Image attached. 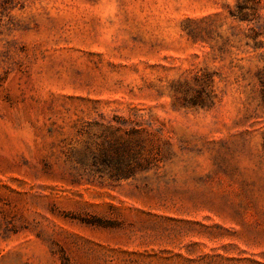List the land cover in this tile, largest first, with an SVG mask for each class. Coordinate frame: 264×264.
Wrapping results in <instances>:
<instances>
[{"label": "rangeland", "instance_id": "374dc122", "mask_svg": "<svg viewBox=\"0 0 264 264\" xmlns=\"http://www.w3.org/2000/svg\"><path fill=\"white\" fill-rule=\"evenodd\" d=\"M263 73L264 0H0V264H264Z\"/></svg>", "mask_w": 264, "mask_h": 264}, {"label": "trees", "instance_id": "16d2710c", "mask_svg": "<svg viewBox=\"0 0 264 264\" xmlns=\"http://www.w3.org/2000/svg\"><path fill=\"white\" fill-rule=\"evenodd\" d=\"M236 16L240 20H245V17H246L244 14H238ZM260 81H261V86H262V98H263V101H264V73H263V76L260 78Z\"/></svg>", "mask_w": 264, "mask_h": 264}]
</instances>
